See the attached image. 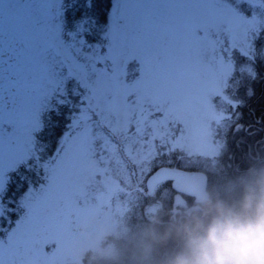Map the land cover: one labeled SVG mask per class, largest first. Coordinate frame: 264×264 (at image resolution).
<instances>
[{
    "label": "snow or ice",
    "instance_id": "6c2138e0",
    "mask_svg": "<svg viewBox=\"0 0 264 264\" xmlns=\"http://www.w3.org/2000/svg\"><path fill=\"white\" fill-rule=\"evenodd\" d=\"M226 2L0 0V161L25 146L44 99L60 84L88 92L87 119L106 121L105 131L141 133L144 148L149 141L203 139L217 120H235V130H243L246 112L259 111L256 122L264 123V61L217 115L216 85L230 56L229 79L240 75L238 25ZM53 119L58 130L60 116ZM86 150V139L70 142L27 209L0 217V264H52L43 255L49 237L62 238L99 192L81 171ZM4 196L11 199V192Z\"/></svg>",
    "mask_w": 264,
    "mask_h": 264
},
{
    "label": "rangeland",
    "instance_id": "374dc122",
    "mask_svg": "<svg viewBox=\"0 0 264 264\" xmlns=\"http://www.w3.org/2000/svg\"><path fill=\"white\" fill-rule=\"evenodd\" d=\"M250 1L259 6L263 5L262 0ZM241 2L244 1L227 0L225 4L229 19L238 25L233 32V45L239 55L250 51L252 42L263 25V16L260 15L262 11L256 8L253 9L254 13L251 16H246L241 7L238 8ZM231 57L226 65L227 70L216 85V91L220 93L217 108L221 110L217 115H222L224 112L222 101L227 98L228 78L232 75ZM67 92L71 97L67 96ZM52 93L62 94L61 98L56 95L53 96L55 99L53 103L64 104L72 110L70 122L68 121L70 130L68 129L66 135L61 138L57 156L51 163V167H47V163L50 161L42 164V166L47 167L48 171L44 182L40 183L38 187L30 185L17 200L15 208L5 206L1 202V193L5 187L8 173L34 156L35 152L32 153L30 147L33 148L35 144L32 132L35 129V122L32 124L26 139V141L30 140L32 145L28 146L29 144L26 143L21 150L0 161V217L8 219L12 212H24L32 196L50 181L53 168L63 160L68 144L86 139L87 150L81 160V171L86 178H91L93 187L97 188L99 192L96 199L91 200L85 210L72 219L62 238L49 237L47 250L43 255L49 258L52 264H82L88 252H91V255L98 253L102 257L111 256L114 248L112 245H105L106 240L109 236L123 233L125 229L124 217L130 204L129 199L135 193L134 189L138 185L142 184L141 186L149 194H152L165 179H169L180 190H187L199 199L203 197L200 188L192 186L187 189L188 177L179 170H162L152 174L150 162L156 156L172 152H182L187 158L195 159L213 157L221 145L217 135V128L221 124L219 120L211 125L203 139H183L176 142L160 140L156 144L149 141L148 147L144 148L141 133H127L123 127L110 128L105 131L100 128V125L106 121L87 119L93 111V106L86 90L78 91L76 86H71V90L67 91V87L60 84L59 87L51 90L43 104L49 102ZM66 98L70 99L67 100ZM42 107L44 106L42 105ZM209 116H211V109H209ZM161 144H164L165 147L161 148ZM97 174L100 175L101 179H95ZM155 208L156 206H151L149 211H154Z\"/></svg>",
    "mask_w": 264,
    "mask_h": 264
},
{
    "label": "trees",
    "instance_id": "16d2710c",
    "mask_svg": "<svg viewBox=\"0 0 264 264\" xmlns=\"http://www.w3.org/2000/svg\"><path fill=\"white\" fill-rule=\"evenodd\" d=\"M242 1L244 2H241L238 8L241 7L246 16H251L254 13L253 9L256 8L262 11L260 15L263 16V25L255 36L250 51L241 53L246 59H241L239 54L234 55L235 70L240 75L229 79L233 76L232 72L228 78L227 98L222 101L224 112L228 110L230 98L235 93L237 84L246 74L254 73L260 62L264 61V0L262 6L250 0ZM70 90L71 87L69 90L67 87V91ZM77 90L83 92L81 88L77 87ZM67 93V96L71 97L69 92ZM71 114L72 110L67 108V125ZM257 118L259 111L255 116H249L246 112L245 119L240 122L243 130L239 131L233 127L236 125L235 120L229 119L221 123L218 135L221 145L213 157L187 158L182 152L156 156L150 162L152 174L177 169L188 177L187 189L192 186L200 188L203 197L199 199L187 190H180L169 179H165L152 194H149L142 184L136 186L124 217L123 233L109 236L106 240L105 245L109 244L114 248L111 256L102 257L98 253L91 255V252H88L82 264H136L134 255L146 244L152 246L148 264H163L168 257L181 251L182 239L175 236L163 238L173 221H183L186 214L200 207L207 198L213 201L219 199L226 203L238 200L243 193L244 185L254 176L264 173V123H257ZM46 119L42 131L36 135L33 148L30 147L31 152H35L34 156L8 173L1 193V202L5 206L15 208L17 200L30 185L38 187L43 183L48 175L46 168L51 167L57 156L58 145L66 134L60 138L59 129L54 127L57 121L53 117ZM67 128L70 130L69 126ZM26 143L28 146L32 145L30 140ZM28 152L30 153L29 150ZM49 161L50 163H47ZM45 162L47 167L42 166ZM6 192H11V199L4 196ZM151 206H156L154 211H149Z\"/></svg>",
    "mask_w": 264,
    "mask_h": 264
},
{
    "label": "clouds",
    "instance_id": "9594fccd",
    "mask_svg": "<svg viewBox=\"0 0 264 264\" xmlns=\"http://www.w3.org/2000/svg\"><path fill=\"white\" fill-rule=\"evenodd\" d=\"M183 240V248L163 264H264V173L244 185L232 203L207 198L173 221L164 234ZM152 246L134 255L136 264H148Z\"/></svg>",
    "mask_w": 264,
    "mask_h": 264
},
{
    "label": "flooded vegetation",
    "instance_id": "af4514ba",
    "mask_svg": "<svg viewBox=\"0 0 264 264\" xmlns=\"http://www.w3.org/2000/svg\"><path fill=\"white\" fill-rule=\"evenodd\" d=\"M50 92H51V90H50ZM55 95L58 96L59 98L62 97L61 93L59 95L52 93L51 96H50L49 102L46 103V104H42L44 107H42L40 109L39 114L35 118L34 122L36 123V125H35V129L32 131L35 139H36V135H38V133L40 131H42L43 127L45 126V122L47 120L46 118L49 119L50 117H54L56 115L60 116L59 132H63L64 135H65V131L68 130V128H67L68 125H67V122H66L67 106L64 105V104L57 105L56 102L53 103V100H55V99H53V96L55 97ZM61 137H62V135L60 136V138Z\"/></svg>",
    "mask_w": 264,
    "mask_h": 264
}]
</instances>
